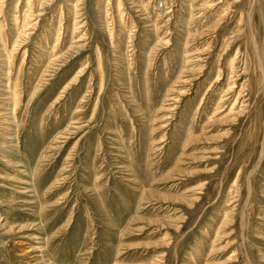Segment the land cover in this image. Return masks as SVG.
<instances>
[{"label":"rangeland","instance_id":"1","mask_svg":"<svg viewBox=\"0 0 264 264\" xmlns=\"http://www.w3.org/2000/svg\"><path fill=\"white\" fill-rule=\"evenodd\" d=\"M0 264H264V0H0Z\"/></svg>","mask_w":264,"mask_h":264}]
</instances>
